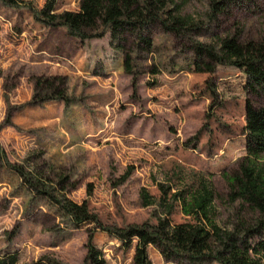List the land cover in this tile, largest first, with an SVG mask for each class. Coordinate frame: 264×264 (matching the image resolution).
<instances>
[{
    "label": "rangeland",
    "instance_id": "1",
    "mask_svg": "<svg viewBox=\"0 0 264 264\" xmlns=\"http://www.w3.org/2000/svg\"><path fill=\"white\" fill-rule=\"evenodd\" d=\"M21 1L19 8L0 4V257L82 264L92 227L74 225L25 186L16 167L54 199L86 201L110 228L156 223L160 208H143L141 189L158 200V185L188 193L203 179L213 192L217 225L232 230L245 212L246 78L223 66L211 76L182 69L193 43L217 46L236 33L244 42L264 43V0L235 4L212 22L207 0H167L169 8L181 4L203 30L175 38L155 25L149 28L153 53L127 39L132 74L108 34L70 39L64 29L35 21L32 10L46 0ZM78 2L58 0L55 12H75ZM52 79L63 81L65 102L53 97L59 83ZM169 219L191 220L178 204ZM93 243L105 264H132L133 248L123 250L115 237L96 233ZM148 254L152 264H171L151 248Z\"/></svg>",
    "mask_w": 264,
    "mask_h": 264
},
{
    "label": "trees",
    "instance_id": "2",
    "mask_svg": "<svg viewBox=\"0 0 264 264\" xmlns=\"http://www.w3.org/2000/svg\"><path fill=\"white\" fill-rule=\"evenodd\" d=\"M58 0H46L44 6L32 10L36 22L50 30L64 29L68 38L84 42L109 36L110 46L119 52L126 71L132 74L131 49L127 39H132L138 51L153 53L156 46L149 28L158 25L168 35L181 38L189 32L203 28L190 16L182 14L181 4L169 8L167 0H79L77 11L55 12ZM252 0H207L209 20L225 15L235 4ZM9 8H19L21 0H0ZM130 49V50H129ZM184 59L190 72L212 75L216 67H230L242 73L248 99L244 105V209L232 230L220 228L216 223L214 197L209 183L201 179L188 193H171L169 187L158 185L159 199L155 200L145 189L139 192L143 208L157 206L161 215L155 224L141 223L124 228L103 226L89 213L86 201L80 204L63 198L54 199L39 189L20 168L14 172L36 194L47 198L74 225H91L87 230L86 253L82 264H105L102 253L94 243L96 233L115 237L123 250L133 248L132 264H152L148 250L151 248L161 259L171 264H264V43L242 41L241 33L227 35L217 40V46L193 43ZM178 65H171L174 70ZM158 74V69H152ZM53 89L55 99L66 101L63 81ZM50 83V84H51ZM209 82H206L208 84ZM49 84V85H50ZM37 86L41 85L39 80ZM0 156L3 157L0 150ZM5 162V161H4ZM5 166H9L6 162ZM127 179V175L120 182ZM35 184V185H33ZM88 196L91 190L87 191ZM190 221L172 224L169 217L175 205ZM246 216V217H245ZM16 254L0 257V264H17Z\"/></svg>",
    "mask_w": 264,
    "mask_h": 264
}]
</instances>
